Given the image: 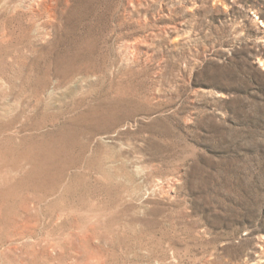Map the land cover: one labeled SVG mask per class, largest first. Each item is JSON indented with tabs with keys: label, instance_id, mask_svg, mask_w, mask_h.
Returning a JSON list of instances; mask_svg holds the SVG:
<instances>
[{
	"label": "rangeland",
	"instance_id": "obj_1",
	"mask_svg": "<svg viewBox=\"0 0 264 264\" xmlns=\"http://www.w3.org/2000/svg\"><path fill=\"white\" fill-rule=\"evenodd\" d=\"M0 264H264V0H0Z\"/></svg>",
	"mask_w": 264,
	"mask_h": 264
}]
</instances>
